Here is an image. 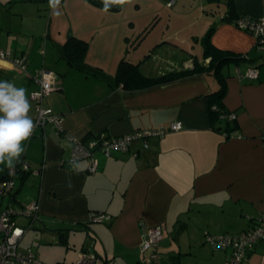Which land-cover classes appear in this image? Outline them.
I'll return each mask as SVG.
<instances>
[{
  "label": "crops",
  "instance_id": "obj_1",
  "mask_svg": "<svg viewBox=\"0 0 264 264\" xmlns=\"http://www.w3.org/2000/svg\"><path fill=\"white\" fill-rule=\"evenodd\" d=\"M110 2L116 10L89 0H59L56 8L49 0H0V51L26 58V72L0 61V80L26 90L34 120L30 95L38 86L31 76L53 72L57 90L43 105L79 140L178 122L182 129L149 138L147 148L135 140L125 153H97L98 170L89 174L85 161L63 164L71 147L55 130L35 128L20 157L30 171L19 174L9 199L1 200L16 208L39 204L18 249L30 250L41 264H74L88 250L96 264H143L146 229L162 227L159 259L151 264H224L228 253L213 251L205 237L240 234L264 217V54L232 23L264 17V0H174L171 8L166 0ZM164 12L166 28L158 34ZM211 29L214 47L247 57L220 72L224 110L236 115L230 139L215 130L204 99L220 87L212 74L195 72L140 90H124L113 79L123 58L138 63L146 77L208 66L201 42ZM70 38L87 43L79 62L65 55ZM247 67L258 69L257 80L236 77ZM6 169L0 165V176ZM92 213L111 219L94 222ZM17 224L28 222L17 218ZM243 264H264V241Z\"/></svg>",
  "mask_w": 264,
  "mask_h": 264
},
{
  "label": "built area",
  "instance_id": "obj_2",
  "mask_svg": "<svg viewBox=\"0 0 264 264\" xmlns=\"http://www.w3.org/2000/svg\"><path fill=\"white\" fill-rule=\"evenodd\" d=\"M174 0L167 1L170 8ZM234 26L251 35L255 40V49L264 54V17H239L232 22ZM246 58V56H243ZM0 61H7L22 72H26V58L23 56H13L11 52L0 51ZM235 75L238 79L255 81L258 79L259 71L257 68L247 67L244 71L237 69ZM34 84L38 86V91L31 93L30 100L35 104L36 117L33 121L34 129H42L50 126L56 134L62 136L71 147L69 160L63 162L65 166H74L79 162H87V172L95 174L98 170L96 154L100 153L105 158L112 157L115 153H125L131 143L135 140H142L143 147L147 148L149 138H162L168 132H178L182 129L181 123L171 124L168 128L159 130L137 131L130 135L120 137H99L91 140L77 139L65 133L63 122L64 118L56 114L51 108L45 107L43 101L55 92L56 76L53 72L41 69L31 76ZM223 119L233 120L235 114L221 116ZM33 129V131H34ZM33 136L32 135L30 137ZM29 137V138H30ZM29 165L23 161L15 164V169H6L0 176V264H41L30 251L21 252L18 244L25 231L31 228L33 222L37 220L39 204L30 203L22 208H16L9 203L1 205L2 199H9L15 189L16 178L21 173L29 172ZM17 218H23L28 222L26 228L17 224ZM90 219L94 222L109 221L111 218L100 213H92ZM163 238L162 227H149L146 229L145 236L141 244V254L143 264H151L159 259L156 248ZM264 241V217L258 219L250 228L240 234H223L221 236L207 235L205 242L213 251H224L228 253V258L224 264H243L250 253H252L258 243ZM98 258L92 250L79 254L74 264H96Z\"/></svg>",
  "mask_w": 264,
  "mask_h": 264
},
{
  "label": "trees",
  "instance_id": "obj_3",
  "mask_svg": "<svg viewBox=\"0 0 264 264\" xmlns=\"http://www.w3.org/2000/svg\"><path fill=\"white\" fill-rule=\"evenodd\" d=\"M89 1L96 6L104 7V0ZM167 1L168 0H166L165 5L167 4ZM108 9L116 10V7L111 4ZM211 31L212 29L209 30L208 34L203 38L201 42L205 56L210 57L211 59L208 66L203 67L200 64L196 63L192 69L183 72L168 73L156 77H146L141 73L138 63H132L130 60L123 58L119 62L116 73L113 77L115 85L120 86L124 90H140L156 85L166 84L195 72L205 71L208 74H212L218 80L220 87L218 91L205 96L204 99L206 100V103L208 105L210 120L212 121V123L218 124V126H214L215 130L222 131L223 136L226 139H230V134L237 130V123L236 118H234L233 120H222L221 118V116L231 113L225 111L223 107V98L226 91L225 85L222 82L223 80L220 72L221 69L229 63H239L246 60V58H243V56L239 55L232 56L214 47L210 40ZM63 47L65 55L70 63L81 61L88 50L87 43L75 38H70Z\"/></svg>",
  "mask_w": 264,
  "mask_h": 264
},
{
  "label": "clouds",
  "instance_id": "obj_4",
  "mask_svg": "<svg viewBox=\"0 0 264 264\" xmlns=\"http://www.w3.org/2000/svg\"><path fill=\"white\" fill-rule=\"evenodd\" d=\"M49 2L53 8L59 4V0ZM110 6V0H104L103 10L107 11ZM25 91L23 87H15L12 82L0 80V165L13 170V161L19 163L24 152L22 142L32 135L34 129L28 115L31 104Z\"/></svg>",
  "mask_w": 264,
  "mask_h": 264
},
{
  "label": "rangeland",
  "instance_id": "obj_5",
  "mask_svg": "<svg viewBox=\"0 0 264 264\" xmlns=\"http://www.w3.org/2000/svg\"><path fill=\"white\" fill-rule=\"evenodd\" d=\"M166 6V5H165ZM169 11V10H168ZM170 12V11H169ZM168 19V13L166 14L165 12L163 13V21L159 24H157L158 28L154 31V32H158V34H160L162 31L165 30L166 28V21ZM229 67H231V64L228 65ZM23 246V244H22Z\"/></svg>",
  "mask_w": 264,
  "mask_h": 264
}]
</instances>
